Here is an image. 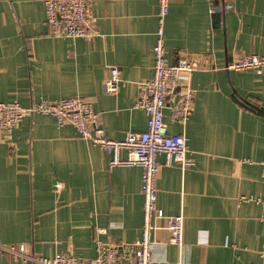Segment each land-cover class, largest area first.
I'll use <instances>...</instances> for the list:
<instances>
[{"label": "crops", "instance_id": "obj_1", "mask_svg": "<svg viewBox=\"0 0 264 264\" xmlns=\"http://www.w3.org/2000/svg\"><path fill=\"white\" fill-rule=\"evenodd\" d=\"M158 12L159 0H95L93 33L56 38L44 0H0V101L31 106L42 98L81 96L101 110L109 137L146 130L148 115L135 104L138 83L154 73ZM164 38L169 63L186 55L198 70L179 85L193 94L186 121L171 114L178 89L167 95V129L186 135L193 163L166 165L158 157L157 206L165 218L154 219L153 255L161 264H260L263 209L239 198L264 195V115L233 94L264 107V70L227 66L245 53L264 55V0H171ZM112 67L121 74L115 94L105 90ZM110 159L72 123L60 125L52 115L36 113L10 133L0 130V242L90 264L96 238L139 240L142 168L111 166ZM181 213L184 243L178 246L165 221ZM0 264L30 263L0 251Z\"/></svg>", "mask_w": 264, "mask_h": 264}, {"label": "built area", "instance_id": "obj_2", "mask_svg": "<svg viewBox=\"0 0 264 264\" xmlns=\"http://www.w3.org/2000/svg\"><path fill=\"white\" fill-rule=\"evenodd\" d=\"M95 0H44L46 22L50 35L56 38H80L93 33L92 5ZM171 0H159V22L157 39L153 47L154 73L151 78L138 83V97L135 107L143 109L148 115L147 128L144 131L128 130L121 139L107 135L101 121L102 112L94 104L81 96H71L48 100L42 98L31 106H23L18 99L11 102L0 101V130L12 132L26 116L48 114L56 118L58 124L72 123L79 136L103 148L110 155V165H138L142 168L141 193L144 197L142 236L133 243H110L96 238L97 255L90 264H161L153 255V232L158 227L154 219L165 218L163 210L157 206V191L160 168L158 159L165 157L164 164L180 163L184 166L193 163L189 157L187 137L181 133H169L165 122L164 110L167 107V95L179 87L181 79H189L198 70L195 61L186 55H180L176 61H167L168 49L164 38V22L170 12ZM216 7H212L215 11ZM228 69L238 71L253 69L264 70V55L245 53L239 56ZM121 82L120 70L110 69L105 81L108 93H117ZM178 98L170 106L175 120L186 121L191 112L193 94L190 90H178ZM126 151L127 156L122 152ZM262 181L264 184V161ZM239 200H255L263 209L264 195L240 196ZM165 227L171 231V242L181 246L184 243V216L178 214L166 218ZM100 233L107 232L99 228ZM0 251L12 255L14 260L30 264H77L75 258L67 253L57 252L52 256L34 254L25 243L3 244ZM260 264H264V249L260 252Z\"/></svg>", "mask_w": 264, "mask_h": 264}, {"label": "water", "instance_id": "obj_3", "mask_svg": "<svg viewBox=\"0 0 264 264\" xmlns=\"http://www.w3.org/2000/svg\"><path fill=\"white\" fill-rule=\"evenodd\" d=\"M215 23L217 25H220V12H215L213 14ZM179 90V87L177 88ZM234 97L236 98L237 101H239L241 104L244 106L250 108L253 111H256L258 114L264 115V107H260L256 104H253L252 102L248 101L247 99L241 97L236 90H234Z\"/></svg>", "mask_w": 264, "mask_h": 264}, {"label": "rangeland", "instance_id": "obj_4", "mask_svg": "<svg viewBox=\"0 0 264 264\" xmlns=\"http://www.w3.org/2000/svg\"><path fill=\"white\" fill-rule=\"evenodd\" d=\"M8 133V132H7Z\"/></svg>", "mask_w": 264, "mask_h": 264}]
</instances>
